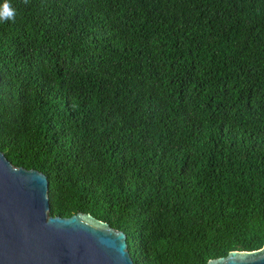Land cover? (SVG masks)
<instances>
[{
    "label": "trees",
    "instance_id": "16d2710c",
    "mask_svg": "<svg viewBox=\"0 0 264 264\" xmlns=\"http://www.w3.org/2000/svg\"><path fill=\"white\" fill-rule=\"evenodd\" d=\"M0 151L134 264L264 246V0H0Z\"/></svg>",
    "mask_w": 264,
    "mask_h": 264
},
{
    "label": "water",
    "instance_id": "95a60500",
    "mask_svg": "<svg viewBox=\"0 0 264 264\" xmlns=\"http://www.w3.org/2000/svg\"><path fill=\"white\" fill-rule=\"evenodd\" d=\"M48 180L0 151V264H134L126 236L91 215L50 218ZM207 264H264V246Z\"/></svg>",
    "mask_w": 264,
    "mask_h": 264
},
{
    "label": "clouds",
    "instance_id": "9594fccd",
    "mask_svg": "<svg viewBox=\"0 0 264 264\" xmlns=\"http://www.w3.org/2000/svg\"><path fill=\"white\" fill-rule=\"evenodd\" d=\"M15 13L13 10L9 8V6L6 4L4 6V11L0 12V20L7 22L8 20H14Z\"/></svg>",
    "mask_w": 264,
    "mask_h": 264
}]
</instances>
